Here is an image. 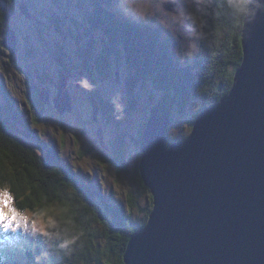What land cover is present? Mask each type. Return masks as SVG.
Wrapping results in <instances>:
<instances>
[{
    "label": "rangeland",
    "instance_id": "1",
    "mask_svg": "<svg viewBox=\"0 0 264 264\" xmlns=\"http://www.w3.org/2000/svg\"><path fill=\"white\" fill-rule=\"evenodd\" d=\"M115 1L126 14L123 0ZM63 2L64 0H0V104L9 103L11 97L25 112L29 127L41 139L37 140L30 133L33 138L28 139L29 143L41 155L46 154L45 146L54 149L62 162L76 172L83 185L91 188L93 192L101 190L109 197V202L124 206L132 221H146L153 207V198L150 190L144 188L140 176L142 152L136 140L141 134L143 124L148 121L152 108L160 102L163 92L150 79L147 80V88L139 84L135 89V95L138 96L137 108L126 120V114L130 112L128 109L135 102H130L128 97L127 84L132 76L125 59L112 55V70L109 74H102L97 68H92V72L87 70L85 57L90 60V54L86 56L84 53V48L88 45L87 39L79 45L72 37H64L57 31L56 22L51 17L53 14H70L68 26L77 33L79 26L74 19L85 24V10L77 3L82 4L86 0H75L69 12L62 7ZM181 2L185 9L198 16L197 23L193 24L186 19L182 25L173 24L166 17L153 18L148 23L159 31L165 49L174 60L184 66L201 51L199 37L203 32L205 5L198 0ZM21 8L27 10V14ZM161 19L166 21L167 26L160 22ZM11 27L16 31L18 39V52L14 56L3 44ZM96 39L94 57L100 55L103 45L99 37ZM192 42L197 43L199 51L189 57L187 51ZM64 63L70 66V72L65 69ZM61 73L69 76L68 86L73 98V110L60 114L52 102L46 105L42 120L34 122L27 103L30 94L29 79L47 89L53 99L58 93L56 84ZM94 92L103 99L98 121L93 118L91 97ZM116 101L123 106L118 114L110 107L113 104L117 109ZM201 102L200 97L193 100L185 114L173 110L169 139L181 140L191 133L193 126L190 119L201 108ZM122 140L124 156L119 162L124 166L123 169L114 161L115 145H121ZM92 195L96 196L94 193ZM96 201L99 203L100 200ZM61 212L60 203L54 204L43 215L24 212L39 223L35 227L29 225L17 232L0 231V237L4 235L3 244L0 246L7 244L5 248L11 259L25 264L27 250L48 234L49 227L57 228L60 225ZM90 232L91 239L83 238L84 242L77 235L72 237L77 246L73 247V254L71 249L70 256L77 264H115V254L112 252L111 243L104 236L103 226L94 223Z\"/></svg>",
    "mask_w": 264,
    "mask_h": 264
},
{
    "label": "water",
    "instance_id": "2",
    "mask_svg": "<svg viewBox=\"0 0 264 264\" xmlns=\"http://www.w3.org/2000/svg\"><path fill=\"white\" fill-rule=\"evenodd\" d=\"M254 11L244 19L232 89L201 113L191 133L168 143L172 116L149 117L139 171L153 207L131 235L124 264H264V7ZM3 44L12 56L18 52L12 27ZM68 79L61 73L53 99L41 92L60 114L73 110ZM91 101L98 121L100 105Z\"/></svg>",
    "mask_w": 264,
    "mask_h": 264
},
{
    "label": "trees",
    "instance_id": "3",
    "mask_svg": "<svg viewBox=\"0 0 264 264\" xmlns=\"http://www.w3.org/2000/svg\"><path fill=\"white\" fill-rule=\"evenodd\" d=\"M74 2L75 0H64L61 5L69 12ZM77 5L85 10V24L74 19L79 26L75 33L68 26L70 14H55L52 19L56 22V29L64 37L70 36L77 40L79 45L87 39L88 45L84 48V53L86 56L90 54V60L85 57V65L89 71L97 68L102 74H109L112 70V55L125 59L132 76L127 84L128 97L130 102H135L128 109L130 112H127L126 120L137 108L136 87L140 84L147 88L148 79L163 92L150 116L159 111L168 113L173 119L174 109L185 114L192 101L201 98V108L190 119L192 126L204 110L216 104L232 89L235 71L243 61L244 18L228 6V0H211V6L206 5L201 51L184 66L176 62L165 49L157 29H153L148 22L125 14L115 0H86ZM84 5L87 6L84 8ZM96 37L100 38L103 45L100 55L94 57ZM64 66L68 72L71 71L69 65L64 63ZM29 82L28 110L33 121L40 122L47 107L41 100L43 88L31 78ZM94 97L102 106L103 99L100 95L94 92ZM110 107L118 114L113 104ZM25 117V112L11 97L9 103L0 104V152L7 153V158L0 164V184L17 197V205L23 212L45 214L56 203H60L62 208L60 225L57 228L49 227L48 234L27 250L25 264H69L70 261L71 264H77L70 256L71 249L73 254V247L77 246L72 237L77 235L82 242L83 238L91 239L90 227L94 223L103 226L104 236L111 243L115 254V264H124L123 256L131 235L144 227L147 220L132 221L124 206L109 202V197L101 190L93 192L83 185L76 172L62 162L54 149L45 146L46 154L41 155L29 143L28 139L33 138L30 133L37 140L41 139L29 127ZM146 124L147 122L143 124L136 140L139 149L143 143L142 130ZM175 140L177 139H169L168 143ZM123 145V140L121 145H115L114 159L122 169L124 166L119 161L124 156ZM144 188L148 189L145 185ZM29 193L43 196L38 209L36 196L29 199ZM93 193L96 196L93 197ZM96 199L100 200L99 203ZM150 212L151 210L149 214ZM3 237L2 234L0 244H3ZM6 245L0 246V264H22L11 259Z\"/></svg>",
    "mask_w": 264,
    "mask_h": 264
},
{
    "label": "clouds",
    "instance_id": "4",
    "mask_svg": "<svg viewBox=\"0 0 264 264\" xmlns=\"http://www.w3.org/2000/svg\"><path fill=\"white\" fill-rule=\"evenodd\" d=\"M170 2L176 5L174 9L170 10L165 7ZM198 2L211 6V0H198ZM123 6L126 14H130L135 19L143 22H148L157 17H166L173 24L182 25L186 19L191 20L193 24L197 23L199 19L196 14L185 9L181 0H123ZM228 6L246 19L255 14L254 9L264 7V0H228ZM160 22L167 26L164 19H161ZM193 34H195V29H193ZM199 38H203V33L200 34ZM198 51L197 43L192 42L189 45L187 55L189 57L194 56ZM115 103L117 110L122 111L123 106L118 101Z\"/></svg>",
    "mask_w": 264,
    "mask_h": 264
},
{
    "label": "snow or ice",
    "instance_id": "5",
    "mask_svg": "<svg viewBox=\"0 0 264 264\" xmlns=\"http://www.w3.org/2000/svg\"><path fill=\"white\" fill-rule=\"evenodd\" d=\"M7 158V153L0 152V164ZM36 196V193H29V199ZM38 200L36 207H40L43 196H36ZM43 215V214H42ZM65 218V217H62ZM51 220L50 217H48ZM39 222L27 216L17 205V197L6 187L0 184V231L17 232L27 228L29 225L35 227Z\"/></svg>",
    "mask_w": 264,
    "mask_h": 264
},
{
    "label": "flooded vegetation",
    "instance_id": "6",
    "mask_svg": "<svg viewBox=\"0 0 264 264\" xmlns=\"http://www.w3.org/2000/svg\"><path fill=\"white\" fill-rule=\"evenodd\" d=\"M205 13H206V5H205ZM55 14H53L51 17H53ZM205 15V14H204ZM91 41V40H90ZM90 46V45H89Z\"/></svg>",
    "mask_w": 264,
    "mask_h": 264
}]
</instances>
